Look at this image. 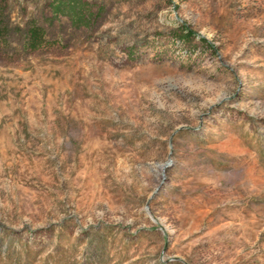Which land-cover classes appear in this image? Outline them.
Wrapping results in <instances>:
<instances>
[{"label": "rangeland", "instance_id": "obj_1", "mask_svg": "<svg viewBox=\"0 0 264 264\" xmlns=\"http://www.w3.org/2000/svg\"><path fill=\"white\" fill-rule=\"evenodd\" d=\"M85 1L0 0V264H264V0Z\"/></svg>", "mask_w": 264, "mask_h": 264}, {"label": "trees", "instance_id": "obj_2", "mask_svg": "<svg viewBox=\"0 0 264 264\" xmlns=\"http://www.w3.org/2000/svg\"><path fill=\"white\" fill-rule=\"evenodd\" d=\"M50 5L54 13L66 16L72 23L76 25H88V16L90 6L85 0H50ZM180 41H190L192 32L186 28H182L179 32ZM204 41V39H201Z\"/></svg>", "mask_w": 264, "mask_h": 264}]
</instances>
